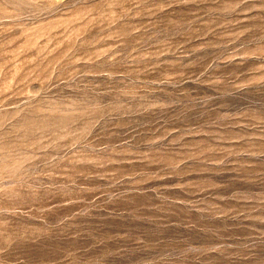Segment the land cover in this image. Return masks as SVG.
I'll use <instances>...</instances> for the list:
<instances>
[{
  "label": "rangeland",
  "instance_id": "rangeland-1",
  "mask_svg": "<svg viewBox=\"0 0 264 264\" xmlns=\"http://www.w3.org/2000/svg\"><path fill=\"white\" fill-rule=\"evenodd\" d=\"M0 264H264V0H0Z\"/></svg>",
  "mask_w": 264,
  "mask_h": 264
}]
</instances>
